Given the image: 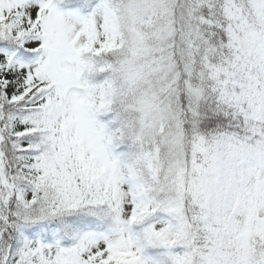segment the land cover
Here are the masks:
<instances>
[{"label":"snow or ice","instance_id":"obj_1","mask_svg":"<svg viewBox=\"0 0 264 264\" xmlns=\"http://www.w3.org/2000/svg\"><path fill=\"white\" fill-rule=\"evenodd\" d=\"M0 264H264V0H0Z\"/></svg>","mask_w":264,"mask_h":264}]
</instances>
